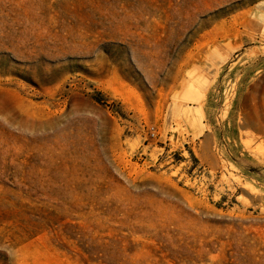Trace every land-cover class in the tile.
Here are the masks:
<instances>
[{
    "label": "rangeland",
    "instance_id": "374dc122",
    "mask_svg": "<svg viewBox=\"0 0 264 264\" xmlns=\"http://www.w3.org/2000/svg\"><path fill=\"white\" fill-rule=\"evenodd\" d=\"M0 264H264V0H0Z\"/></svg>",
    "mask_w": 264,
    "mask_h": 264
},
{
    "label": "bare ground",
    "instance_id": "6f19581e",
    "mask_svg": "<svg viewBox=\"0 0 264 264\" xmlns=\"http://www.w3.org/2000/svg\"><path fill=\"white\" fill-rule=\"evenodd\" d=\"M209 78V77H208ZM207 78V79H208ZM206 79V78H205ZM198 93V92H197ZM198 95H199V93H198ZM196 96H197V94H196ZM196 98V97H195ZM199 98L201 99L202 97H200V95H199V97H198V99H196L197 101L199 100ZM186 109V108H185ZM201 109V108H200ZM195 112H194V115H196V113H197V110H194ZM186 112H191L189 109L186 111ZM199 113V112H198ZM198 113H197V115H198ZM191 115V114H190ZM196 115V116H197ZM198 117V116H197ZM190 118H191V116H190ZM191 120H193L192 118H191ZM195 120V119H194ZM201 120V119H200ZM196 122V121H195ZM193 123V122H192ZM200 124V123H199ZM201 127H202V124L200 125Z\"/></svg>",
    "mask_w": 264,
    "mask_h": 264
},
{
    "label": "trees",
    "instance_id": "16d2710c",
    "mask_svg": "<svg viewBox=\"0 0 264 264\" xmlns=\"http://www.w3.org/2000/svg\"><path fill=\"white\" fill-rule=\"evenodd\" d=\"M95 100L98 101V102H100V103H103L104 102V99H103V97H101V95H97L95 97Z\"/></svg>",
    "mask_w": 264,
    "mask_h": 264
},
{
    "label": "crops",
    "instance_id": "0c3cea01",
    "mask_svg": "<svg viewBox=\"0 0 264 264\" xmlns=\"http://www.w3.org/2000/svg\"><path fill=\"white\" fill-rule=\"evenodd\" d=\"M197 101V100H196ZM186 114L190 117L191 112H186Z\"/></svg>",
    "mask_w": 264,
    "mask_h": 264
}]
</instances>
